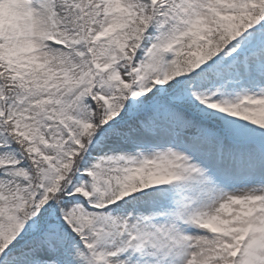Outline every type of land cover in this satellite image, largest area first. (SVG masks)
Returning a JSON list of instances; mask_svg holds the SVG:
<instances>
[{
	"label": "snow or ice",
	"instance_id": "1",
	"mask_svg": "<svg viewBox=\"0 0 264 264\" xmlns=\"http://www.w3.org/2000/svg\"><path fill=\"white\" fill-rule=\"evenodd\" d=\"M0 264H264V0H0Z\"/></svg>",
	"mask_w": 264,
	"mask_h": 264
}]
</instances>
